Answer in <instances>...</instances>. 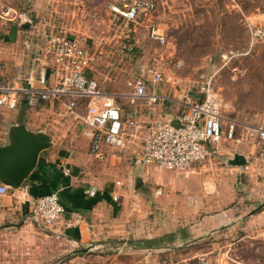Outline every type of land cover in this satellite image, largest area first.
<instances>
[{"label":"rangeland","instance_id":"obj_1","mask_svg":"<svg viewBox=\"0 0 264 264\" xmlns=\"http://www.w3.org/2000/svg\"><path fill=\"white\" fill-rule=\"evenodd\" d=\"M149 1L156 6L154 13L136 23L111 13L107 0H0V13L9 8L11 23L34 27L35 35L41 36L37 48L63 30L77 36L92 56L90 77L116 94L118 103L123 104L138 83L174 100L186 95L201 99L200 88L210 81L225 119L261 123L264 44H250L245 23L264 18V0ZM151 25L164 32L166 45L148 38ZM126 44L132 50L127 56L121 52ZM234 68L243 75L234 76ZM154 70L160 71L162 81L152 86ZM165 173L158 172L156 182H146L150 212L142 217L140 211V222L133 223L135 229L149 230L154 245L137 253L126 244H115L103 252L110 259L68 264H116L114 259L128 257L134 262L120 264H264L263 218H242L215 233L201 226L206 216L229 213V223L259 205L244 199L246 187L239 184L245 180L237 172L223 164L198 165L182 175ZM158 189L157 199L171 198L156 203ZM196 223L200 227L194 231ZM11 232L0 227V264H29L31 246L24 248Z\"/></svg>","mask_w":264,"mask_h":264},{"label":"crops","instance_id":"obj_2","mask_svg":"<svg viewBox=\"0 0 264 264\" xmlns=\"http://www.w3.org/2000/svg\"><path fill=\"white\" fill-rule=\"evenodd\" d=\"M153 13L154 11L150 15ZM252 21L246 23L261 22L264 18ZM11 22L10 19L0 18V62L5 61L0 66V80L7 82L23 77L35 68L34 58L38 50L36 42L41 37L32 31L34 27H23L22 24ZM26 40L31 43L29 49L23 45ZM153 73L152 86L162 81L153 83ZM146 89L149 93L159 96V101L151 105L141 102L130 106L127 98L123 104L118 103L116 98L122 118L135 120L140 127L128 130L131 136L125 151L102 147L107 154L104 161L96 160L89 153L91 130L65 118L57 104L41 103L35 108H30L21 102L15 110L0 109V145L6 144L9 127L20 123H24L31 131L46 133L52 141V146L41 153L38 165L28 180L11 194L0 196V227H5L12 231L11 234L20 237L21 243L25 244L24 248L31 246L29 264H50L55 259H61V264L85 262L90 259L96 262L110 259L109 253L103 252L115 244H126V247L138 253L154 243L153 240L150 241L148 229H135L133 223L140 222V213L143 217L144 212H150L151 195L145 192V184L150 180L156 182V174L158 175L160 170L135 166L133 155L146 134L149 122L161 118L177 124L178 107L173 102L174 98L166 93L155 94L147 87ZM192 97L199 99L194 95ZM80 110L83 111L82 108ZM260 116L261 123L257 124L264 126V108ZM224 130L223 136L212 143L213 153L210 158L201 165L225 164L231 167L240 179L242 177L245 180L243 182L241 179L242 184H239L246 187L244 199L248 198L254 204L259 201V205L229 223L228 217H232L229 213L206 216L200 220L201 226L206 229L204 232L215 233L216 230H224L223 228L246 217L264 219V207L257 210L264 204V164L257 158L259 147L251 140L241 139L238 128L234 132L237 133V139L228 138L226 129ZM231 146L234 148L232 152ZM235 155L242 156L245 163L241 166L231 165L230 161ZM48 167L49 172L45 171ZM195 167L198 165L190 170ZM64 170H69L70 173L65 175ZM164 172L167 176L182 175L173 171ZM138 177L143 179V185L134 190L135 179ZM52 192L59 193L66 213L54 232H43L32 222L30 211L36 198ZM154 195L155 202L159 204L171 198L162 196L157 199L161 195L160 189L156 190ZM195 227H192L194 231L200 226L196 223ZM122 259L113 261L116 264L134 262L130 257L124 261Z\"/></svg>","mask_w":264,"mask_h":264},{"label":"built area","instance_id":"obj_3","mask_svg":"<svg viewBox=\"0 0 264 264\" xmlns=\"http://www.w3.org/2000/svg\"><path fill=\"white\" fill-rule=\"evenodd\" d=\"M107 2L111 13L131 23L150 15L156 8L149 0ZM9 12V8H4L0 18L7 19ZM246 29L251 45L264 44V21L246 23ZM148 38L160 46L167 43L165 34L155 25L149 27ZM30 44L28 40L23 42L26 49L31 47ZM131 51L130 45L122 46L124 55ZM34 62L35 68L25 76L9 82L0 80V109L15 110L21 102L30 108L41 103L57 104L65 118L91 130L89 153L96 160L104 161L107 158L102 147L118 151L127 149L131 136L128 130L138 129L139 123L124 120L116 103L117 95L103 90L88 76L92 56L77 36L64 30L49 35L45 44L38 48ZM232 72L242 74L237 68ZM161 80V73L154 72L153 83ZM199 94L201 99L186 95L173 101L178 107L177 124L161 118L149 122L146 134L133 155L135 166L186 173L210 158L213 153L211 145L223 136L225 126L228 138L233 139L238 128L241 139L253 141L259 147L257 158L264 164V126L225 119L221 99L210 81L204 83ZM159 99V96L149 93L143 83H138L127 95L130 106L141 102L151 105ZM69 173V170H64L65 175ZM12 191L0 183V196L9 195ZM65 213L58 192L36 198L30 211L32 222L43 232H54Z\"/></svg>","mask_w":264,"mask_h":264},{"label":"water","instance_id":"obj_4","mask_svg":"<svg viewBox=\"0 0 264 264\" xmlns=\"http://www.w3.org/2000/svg\"><path fill=\"white\" fill-rule=\"evenodd\" d=\"M28 24L23 23L26 27ZM52 146L50 136L44 132L31 131L24 123L12 125L8 129L6 144L0 145V183L11 190L20 188L34 173L40 155ZM245 163L242 156L235 155L231 165ZM143 185V179H135L134 190ZM264 207L260 205L257 210Z\"/></svg>","mask_w":264,"mask_h":264},{"label":"trees","instance_id":"obj_5","mask_svg":"<svg viewBox=\"0 0 264 264\" xmlns=\"http://www.w3.org/2000/svg\"><path fill=\"white\" fill-rule=\"evenodd\" d=\"M45 171L49 172L50 171V167H48V169L46 168ZM60 200H61V198H60ZM61 203H62V201H61Z\"/></svg>","mask_w":264,"mask_h":264}]
</instances>
